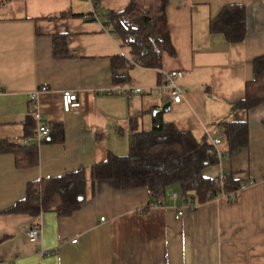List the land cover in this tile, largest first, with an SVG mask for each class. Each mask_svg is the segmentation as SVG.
Listing matches in <instances>:
<instances>
[{
  "label": "crops",
  "instance_id": "crops-1",
  "mask_svg": "<svg viewBox=\"0 0 264 264\" xmlns=\"http://www.w3.org/2000/svg\"><path fill=\"white\" fill-rule=\"evenodd\" d=\"M129 2L0 0V264H264V105L234 107L254 78V60L264 55V0H170L177 55L165 54L161 71H183L180 103L159 92V70L113 69L114 56L132 59L131 47L105 23ZM227 4L247 8L243 41L210 30ZM56 35H66L67 56H56ZM128 73L129 82L119 80ZM44 85L50 90L32 100L30 93ZM125 86L143 90L121 93ZM65 89L79 93V109L64 110ZM158 113L197 138H221L224 156L202 170L205 177L233 173L241 184L253 183L179 218L185 197L178 185L165 205L152 206L147 188L117 189L107 180L89 181L86 199L71 215L10 211L30 182L89 168L109 153L127 155L130 135L151 128ZM30 116L38 127L63 124L64 140L41 143L39 163L19 168L1 144L24 137ZM244 120L248 144L230 151L224 125ZM35 224L43 228L40 243L25 232Z\"/></svg>",
  "mask_w": 264,
  "mask_h": 264
},
{
  "label": "trees",
  "instance_id": "trees-1",
  "mask_svg": "<svg viewBox=\"0 0 264 264\" xmlns=\"http://www.w3.org/2000/svg\"><path fill=\"white\" fill-rule=\"evenodd\" d=\"M169 4L170 0H130L124 10L109 13L106 26L131 47L132 53L131 60L122 55L114 56V70H129L134 66L155 68L159 70L161 80L165 54L177 55L167 16ZM247 15L245 5L227 4L211 20L210 30L224 34L229 42L243 41L248 30ZM55 41L56 56H67L66 35H56ZM119 80L129 82V73ZM260 105H264V55L254 60V78L246 82L245 96L234 107L250 111ZM37 123L35 117H28L24 122L25 136L1 144L2 151L15 155L19 168L39 163L41 143L64 140L63 124L51 123L49 138L28 142L27 139L37 134ZM224 128L230 151L248 144L247 120L228 121ZM129 140L127 155L109 153L104 161L89 168L82 167L61 176L30 182L25 198L10 211L37 217L49 211L62 216L71 215L86 199L89 181L96 184L107 180L117 189L145 187L151 194V204L159 199L165 201L170 188L176 185L181 188L185 199L192 197L199 204L223 194H235L241 188V182L234 179L233 173H225L218 178L205 177L202 170L220 160L209 152L211 143L208 136L197 138L192 131L165 121L160 113L153 117L151 128L132 133Z\"/></svg>",
  "mask_w": 264,
  "mask_h": 264
},
{
  "label": "built area",
  "instance_id": "built-area-1",
  "mask_svg": "<svg viewBox=\"0 0 264 264\" xmlns=\"http://www.w3.org/2000/svg\"><path fill=\"white\" fill-rule=\"evenodd\" d=\"M98 13L93 12L91 15L92 18L97 19ZM116 35V34H115ZM183 77V71L176 69V70H170L166 71L163 74V78L161 82L158 85V90L161 94H168L173 98V101L176 103H180L183 99V93L180 89V85L178 80ZM50 87L47 85L42 86L40 89H38L35 92L30 93V98L32 100H36L39 98L41 93L45 91H49ZM143 89L139 86H125L120 88L121 93H134V92H141ZM62 102H63V108L65 111H72L77 110L80 107V97L79 93L74 89H65L62 91ZM38 120L40 121V118L38 117ZM50 129L43 125L42 123H39L36 139L40 141L42 137H45L49 134ZM29 142H33V138H29ZM211 148L209 152L211 154H216L219 159H221L224 156V151L221 149V138H212L210 139ZM253 181L249 183H245L241 185V188L247 187L249 184H252ZM234 193L230 194V196L233 197ZM172 197L176 198L177 194L174 193ZM152 206H162L165 205V201L162 199H159L151 204ZM198 202L193 199L192 197H187L183 204L178 207L177 211V218L181 217L186 211H193L198 207ZM104 220V218H102ZM25 232L27 236L30 238L31 241L35 243H40L43 238V228L39 224H35L33 226H29L25 228ZM78 239H73L71 242L76 243ZM44 253V251H42Z\"/></svg>",
  "mask_w": 264,
  "mask_h": 264
},
{
  "label": "water",
  "instance_id": "water-1",
  "mask_svg": "<svg viewBox=\"0 0 264 264\" xmlns=\"http://www.w3.org/2000/svg\"><path fill=\"white\" fill-rule=\"evenodd\" d=\"M81 200H83V198H81Z\"/></svg>",
  "mask_w": 264,
  "mask_h": 264
}]
</instances>
